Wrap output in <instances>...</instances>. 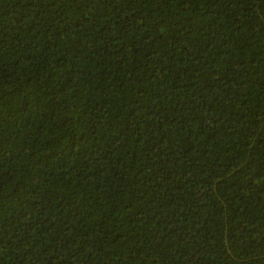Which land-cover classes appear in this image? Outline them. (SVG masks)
<instances>
[{
    "label": "trees",
    "instance_id": "16d2710c",
    "mask_svg": "<svg viewBox=\"0 0 264 264\" xmlns=\"http://www.w3.org/2000/svg\"><path fill=\"white\" fill-rule=\"evenodd\" d=\"M0 264H264V0H0Z\"/></svg>",
    "mask_w": 264,
    "mask_h": 264
}]
</instances>
